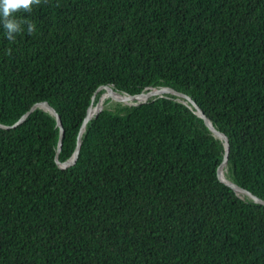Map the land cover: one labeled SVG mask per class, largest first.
<instances>
[{"label":"trees","instance_id":"obj_1","mask_svg":"<svg viewBox=\"0 0 264 264\" xmlns=\"http://www.w3.org/2000/svg\"><path fill=\"white\" fill-rule=\"evenodd\" d=\"M0 27V124L169 86L229 143L227 180L264 200V0H39ZM76 161L35 107L0 127V264H264V204L219 180L225 147L173 94L105 97Z\"/></svg>","mask_w":264,"mask_h":264},{"label":"water","instance_id":"obj_2","mask_svg":"<svg viewBox=\"0 0 264 264\" xmlns=\"http://www.w3.org/2000/svg\"><path fill=\"white\" fill-rule=\"evenodd\" d=\"M101 87H103L105 89L106 97H108L111 100L116 101V102H126V103H128V101L130 100V101H132L131 104L139 103L140 101H136L135 100V97L138 96V95L145 96L146 99L144 101H146L148 98L162 96L164 94H173V95H176V96L180 97L181 99L183 98V100L185 102L189 103L195 109V111L203 119L205 125L209 128V130L213 133V135H215L216 137L221 139L223 141V143H224V147H225L224 157H223V160H222V162L220 163V165H219V167L217 169V176H218L219 180L222 181L223 183H225L226 185L230 186L231 188H233L236 191V193L245 194L248 197L252 198L255 202L260 203V204H264V200L260 199L259 197H257L253 193H251L249 190H247V189H245L243 187H240L236 183H233V182H231L229 180H226V179L224 180L223 179V177L221 175V172H220V168H221V166L225 165V163L227 161V156H228V152H229L228 138L223 132L217 130L211 124L210 120L205 116V114L202 112V110L198 107V105L195 103V101L189 95H187L185 93H182V92H179L176 89H174L172 87H169V86L152 87V88H149L147 91H142V92H140L138 94H121V93L113 90V88L110 87V86L104 85V86H101ZM144 101H141V102H144ZM98 103L99 102H97L96 104H98ZM91 106H92V103L89 105V107L87 109L86 116H85V118L83 120V123L81 125V129H80V132H79V136H78V139H77V144H76L75 150H74L71 158L66 160V161H60L57 158V154H58V152L60 150V147H61L62 137H63V132L64 131H63V127H62V124H61L60 117H59L58 113L56 112V110L47 101H42V102L34 104L32 107H30V109L28 111H26L23 115H21V117L17 121H15L12 125H2V124H0V127L1 128H10V127L17 126L19 123H21L22 121L25 120V118L29 115V113L35 107H41L44 110L49 111L55 117L56 125L59 127L58 150L56 152L55 160H56V163L60 167L64 168V167H67V166H71L72 164L75 163L77 155H78V150H79L80 134L84 130V127H85V124L87 123V121L92 116H94V114L98 113L103 107L102 105L99 106L98 110L94 114H90Z\"/></svg>","mask_w":264,"mask_h":264},{"label":"clouds","instance_id":"obj_3","mask_svg":"<svg viewBox=\"0 0 264 264\" xmlns=\"http://www.w3.org/2000/svg\"><path fill=\"white\" fill-rule=\"evenodd\" d=\"M39 0H0V27L4 30L5 38L15 40L14 34L23 31L22 24H27L29 33L34 31V25L27 20L21 21L17 18V13L21 10L31 11L32 6Z\"/></svg>","mask_w":264,"mask_h":264},{"label":"bare ground","instance_id":"obj_4","mask_svg":"<svg viewBox=\"0 0 264 264\" xmlns=\"http://www.w3.org/2000/svg\"><path fill=\"white\" fill-rule=\"evenodd\" d=\"M104 97H106V93L103 92L101 98L99 99V103H98V104L95 103V105L92 104V106H91V108H90V114H94V113L98 110L99 106L102 105V102H103L102 99H103ZM145 99H146V98H145V96H143V95H138V96L135 97V100H136V101H140V102H141V101H144ZM103 100H104V99H103ZM223 167H224V165L221 166V168H220V172H221V175H222L223 179L225 180L226 178H225V176H224V169H223ZM226 180H227V179H226Z\"/></svg>","mask_w":264,"mask_h":264},{"label":"rangeland","instance_id":"obj_5","mask_svg":"<svg viewBox=\"0 0 264 264\" xmlns=\"http://www.w3.org/2000/svg\"><path fill=\"white\" fill-rule=\"evenodd\" d=\"M104 98H105V97H104ZM104 98H103V99H104ZM103 99H102V101H103ZM131 102H132V101H130V100L128 101V103H131Z\"/></svg>","mask_w":264,"mask_h":264}]
</instances>
